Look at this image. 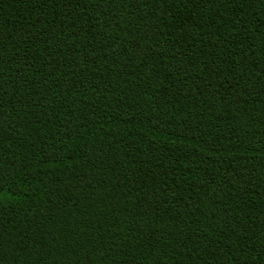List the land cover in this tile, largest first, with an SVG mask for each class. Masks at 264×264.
<instances>
[{"label": "trees", "instance_id": "obj_1", "mask_svg": "<svg viewBox=\"0 0 264 264\" xmlns=\"http://www.w3.org/2000/svg\"><path fill=\"white\" fill-rule=\"evenodd\" d=\"M0 264H264V0H0Z\"/></svg>", "mask_w": 264, "mask_h": 264}]
</instances>
